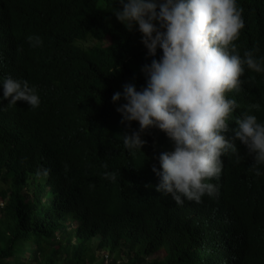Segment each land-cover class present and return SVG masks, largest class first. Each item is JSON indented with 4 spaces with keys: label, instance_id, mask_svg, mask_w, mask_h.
<instances>
[{
    "label": "trees",
    "instance_id": "trees-1",
    "mask_svg": "<svg viewBox=\"0 0 264 264\" xmlns=\"http://www.w3.org/2000/svg\"><path fill=\"white\" fill-rule=\"evenodd\" d=\"M237 4L247 26L241 52L264 56V0ZM114 7V0H0V79L27 80L41 100L36 109L0 100V264H103L104 253L108 264H264V175L253 174L244 145H236L239 163L228 158L220 198L201 206L176 205L154 189L156 157L173 148L162 131L149 128L141 150L124 149L115 111L124 101L111 97L133 76L137 89L144 85L146 61ZM14 18L41 38L36 52L25 53ZM241 93L245 112L264 121V73L247 74ZM39 168L49 170L46 178Z\"/></svg>",
    "mask_w": 264,
    "mask_h": 264
},
{
    "label": "clouds",
    "instance_id": "clouds-1",
    "mask_svg": "<svg viewBox=\"0 0 264 264\" xmlns=\"http://www.w3.org/2000/svg\"><path fill=\"white\" fill-rule=\"evenodd\" d=\"M114 4L119 5L112 10L116 20L127 31L134 30L146 61L140 69L144 85L137 89L134 83L139 80L133 76L122 92L111 97L113 102L124 101L115 108L119 122L126 127L132 121L138 123L130 133L123 132V125V147L141 150L146 143L142 134L153 127L149 134L160 130L173 144V148L167 145L160 150L152 166L159 180L154 189L176 205L192 202L201 206L207 200H218L230 154L236 163L240 161L239 142L252 156L253 174L264 175L258 167L264 166V121L245 112L247 98L241 93L247 74L264 73V56L257 57L255 49L242 53L238 46H242L247 26L237 0H114ZM13 22L25 53L36 52L41 38L22 19ZM7 31L6 43L18 50ZM2 73L0 64V78ZM0 93L7 108L17 101L29 109L41 103L35 85L11 75L0 79ZM6 107L0 106V111ZM68 121L74 123L71 117ZM48 171L39 168L37 175L46 178ZM103 176L115 178L108 172ZM3 205L0 200V209ZM104 258L108 262L109 254L104 253Z\"/></svg>",
    "mask_w": 264,
    "mask_h": 264
},
{
    "label": "rangeland",
    "instance_id": "rangeland-1",
    "mask_svg": "<svg viewBox=\"0 0 264 264\" xmlns=\"http://www.w3.org/2000/svg\"><path fill=\"white\" fill-rule=\"evenodd\" d=\"M153 257H156V258H162V254H158V255H156V256H153ZM12 261H14L15 259H14V257H12V259H11ZM107 260V259H106ZM109 262H106V261H104V263L103 264H108Z\"/></svg>",
    "mask_w": 264,
    "mask_h": 264
}]
</instances>
